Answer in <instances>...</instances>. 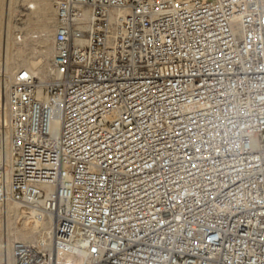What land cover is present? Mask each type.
<instances>
[{"label": "built area", "instance_id": "1", "mask_svg": "<svg viewBox=\"0 0 264 264\" xmlns=\"http://www.w3.org/2000/svg\"><path fill=\"white\" fill-rule=\"evenodd\" d=\"M54 14L50 79L18 68L1 122L0 217L54 225L15 264H264V0Z\"/></svg>", "mask_w": 264, "mask_h": 264}, {"label": "bare ground", "instance_id": "2", "mask_svg": "<svg viewBox=\"0 0 264 264\" xmlns=\"http://www.w3.org/2000/svg\"><path fill=\"white\" fill-rule=\"evenodd\" d=\"M17 1L18 0H9L7 2L8 19L7 22L5 23L7 26L6 28H8V34L11 32L10 31L12 25L11 17L13 18L16 15L15 14L14 16H12L13 12L17 8L16 7ZM22 3H23L22 8H25L23 10H25V12L27 13L26 14L27 17L25 16L24 18V23L26 24V26H27L26 22H29L31 19V21L35 22L37 24V28L43 33V34L41 33L42 34L41 38L39 37L38 44L35 45L34 43L35 46H39L40 57L39 58L37 56L35 58H30V56L26 57L27 56L26 53H25L26 56H24L23 54L25 51L23 52L19 50L20 48H18V50L20 51L18 52V54L12 53L6 56V61L4 60L5 63L3 65V77L1 78L0 76V132H1V122L2 125H4L3 115H4V106L6 102L8 87L12 82L16 70L22 66L31 67L32 69H34L36 73H38V75H40L42 80L46 82L50 79L49 66L55 53V49H54V35L56 31L55 14H54L55 0H23ZM4 5H5V0H0V29L2 25L3 12L5 11ZM26 9L28 10V12ZM8 39H10V37ZM35 49L37 48L35 47L33 51ZM5 228L6 231L8 232L7 233L8 236L6 234L7 236L6 240H2V239L0 240V261L1 264H15V259L12 253L13 243L17 240H22L25 242L37 244L40 240H44V242H46L47 245H50L52 240L54 225L51 218H46L41 223L32 221L29 215L28 208L26 206L12 202L9 205L7 215L4 217H0V233L3 232ZM12 228L17 229L18 235H16L17 237L15 236L17 240H15V238L12 237L13 235H11V232L13 233V231H11ZM36 234L41 235L39 236V239Z\"/></svg>", "mask_w": 264, "mask_h": 264}, {"label": "rangeland", "instance_id": "3", "mask_svg": "<svg viewBox=\"0 0 264 264\" xmlns=\"http://www.w3.org/2000/svg\"><path fill=\"white\" fill-rule=\"evenodd\" d=\"M9 0H5V11L3 12V18H2V25H1V29H0V62H1V64H0V76H1V78L3 77V65H4V63H5V61H6V56L8 55V54H18V52H20L19 50H21V51H25L23 54H24V56H26V57H29L30 56V58H35L36 56L39 58L40 57V51H39V46H35V45H37L38 44V41H39V37L41 38V36H42V32L37 28V24L35 23V22H33V21H31V19H30V21L29 22H26L27 23V28H26V32H25V34H24V36H25V39H24V36H23V38H22V40L21 41H19L18 39H17V37H15L14 35H13V32H12V25H11V32L8 34V28H6L7 26H6V23L5 22H7V19H8V13H7V7H8V2ZM22 2H23V0H18L17 1V8L15 9V11L13 12V14H12V16H14L16 13H17V11H18V9H19V7L20 6H23L22 5ZM26 2V1H25ZM22 9H25V8H22ZM19 10H21V9H19ZM27 10V9H26ZM27 12H28V10H27ZM27 14V13H26ZM27 17V16H26ZM13 19H14V17L12 18L11 17V24L13 23ZM27 19V18H26ZM33 24H32V23ZM30 23V24H29ZM34 30V31H33ZM39 30V31H38ZM4 32V33H3ZM35 32V33H34ZM42 33V34H41ZM7 34V35H6ZM8 35H9V37H10V39H8L9 37H8ZM6 39H7V41H6ZM11 39H12V41H11ZM38 39V40H37ZM18 42V43H17ZM29 42V43H28ZM34 43H35V45H34ZM17 44V45H16ZM24 44H27V45H23ZM9 45V46H8ZM29 46V47H28ZM33 46H34V48L36 47L37 49H35L34 51H33ZM23 47V48H22ZM8 48V49H7ZM18 48H20L19 50H18ZM27 48V49H26ZM7 50V51H6ZM27 51V52H26ZM25 53H26V55H25ZM5 54V55H4ZM34 54H35V56H34ZM5 60V61H4ZM17 68V67H16ZM2 82V81H1ZM13 229H15V230H13ZM11 231H13V233L11 232V235H13L12 237H14L15 238V240H17V236L16 235H18V232H17V229L16 228H12L11 229ZM8 232L6 231V228L3 230V232H1L0 233V240L2 239V240H6V238H7V236H8V234H7ZM6 234H7V236H6ZM15 234V235H14ZM37 235V237H38V239H39V236H41V235H39V234H36ZM16 236V237H15ZM2 237V238H1ZM0 264H1V261H0Z\"/></svg>", "mask_w": 264, "mask_h": 264}]
</instances>
